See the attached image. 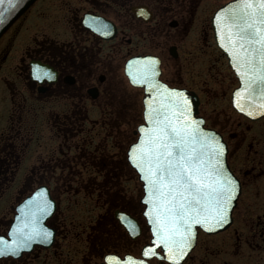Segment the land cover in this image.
<instances>
[{"label": "flooded vegetation", "instance_id": "flooded-vegetation-1", "mask_svg": "<svg viewBox=\"0 0 264 264\" xmlns=\"http://www.w3.org/2000/svg\"><path fill=\"white\" fill-rule=\"evenodd\" d=\"M227 1L36 0L0 36V237L38 188L57 203L47 220L53 244L0 254V264L143 256L150 231L127 149L143 120L145 87L131 82L126 63L133 70L144 57L155 58L144 62L168 86L198 96V112L221 133L240 185L230 224L214 233L199 229L178 264H264V116L249 118L231 102L238 79L212 24ZM131 180L134 197L125 184ZM79 192L85 207L95 202L94 214L65 228L59 206L79 204L72 201ZM126 214L133 218L127 226Z\"/></svg>", "mask_w": 264, "mask_h": 264}, {"label": "snow or ice", "instance_id": "snow-or-ice-1", "mask_svg": "<svg viewBox=\"0 0 264 264\" xmlns=\"http://www.w3.org/2000/svg\"><path fill=\"white\" fill-rule=\"evenodd\" d=\"M19 3L20 0H0V23L4 22L5 13L15 10ZM258 3L261 9L258 14L264 15V0H258ZM251 4L252 0H246L244 4H232L222 9L230 14L226 17L225 27L230 29L235 26L236 44L241 51H244V44L251 48V52L242 60L245 67H254L253 61L259 60L261 71H264V33L257 38L255 24H249L245 19L246 14H257L254 11L248 12ZM216 19L219 30L220 16L217 15ZM237 55L238 53L233 52L234 59ZM141 59L155 61L154 57ZM132 63H129L130 72ZM36 68L39 69L40 66L37 65ZM44 74L49 73L44 70ZM153 74L151 64H146L140 78L134 75L133 81L149 83L151 90L150 79L145 77L150 78ZM261 79L264 80V77ZM169 91L183 95L177 89ZM176 103L183 107L181 102ZM148 119L155 127L147 143L142 138L140 144L133 146L131 159L145 174L144 179L149 182L153 194L149 201L155 205L152 212V222L155 225L153 232L165 249L174 250L167 259L178 260L191 245L194 224L207 228L210 223L219 226L226 222L228 209L236 192V181L224 171L220 159L223 145L207 139V133L196 127L198 122L188 121L177 127L167 115V109L153 111L151 105ZM34 207L38 213L43 214L47 210V201L34 202ZM39 235V232L22 233L16 247H27V241ZM2 242L3 238L0 237V243ZM9 250L15 251L14 248ZM0 254H4L3 248H0ZM149 254V250L145 249L144 255ZM136 264L144 262L136 261Z\"/></svg>", "mask_w": 264, "mask_h": 264}, {"label": "water", "instance_id": "water-1", "mask_svg": "<svg viewBox=\"0 0 264 264\" xmlns=\"http://www.w3.org/2000/svg\"><path fill=\"white\" fill-rule=\"evenodd\" d=\"M34 1L35 0H20V3L15 10L5 13V20L3 23H0V36L21 14H23L33 4ZM244 3H246V0H231L227 2L214 15L213 26L215 30L216 40L220 48L223 49V51L228 56L229 63L239 78V85L234 89L232 93L233 105L238 111L242 112L243 114L251 118H258L264 115V80L261 79V77H264V71H261V65L259 60L253 61L254 67L252 68L245 67L242 60L245 59L247 55L251 52V48L249 47V45L244 44L243 45L244 51H241L240 46L236 44L235 26H233L230 29L225 27L226 17L229 16L230 14L222 11V9H226L229 5L244 4ZM253 11L257 14H246L245 19L248 21L249 24H255L257 38H259V35L261 33H264V15L258 14L261 12L258 0H252V4L248 12L252 13ZM217 15L220 16L219 30H218V22L216 19ZM256 47L258 48L259 45H256ZM233 52L238 53L235 59L233 57ZM136 70L141 71L139 72V76H138V78H140V74L143 73L144 70L143 71L141 69L140 70L136 69ZM128 74L130 75L131 79H133V76L136 75V73L133 74L130 71H128ZM145 79H150V82L152 84L151 90L149 88V83H135L133 81L137 85H144L146 87V95L144 97L145 124H142L139 127V131H140L139 137L137 141L132 143V145L130 146L128 154H129V160L138 171L139 178L143 181V186H144L143 199L144 202L146 203L145 215L147 217L148 224L150 225L153 234L152 247L155 249L161 248V250L163 251V257H165L166 259L170 254V252L174 253V250L172 249H165L163 245L159 242L157 234L153 232V228L155 225L152 222L153 221L152 212L155 209V205L149 203V201L152 200L153 198V194L150 191L149 182L144 179L145 174L142 173L139 170V168L136 167V165L132 162L131 159L133 146L140 144L142 138L145 141V143H147L149 135L151 134L152 129L155 127V125L149 123V119H148V112L150 105L153 111H159L162 108L167 109V115L173 120L174 124L177 127L187 123L188 121L198 122L196 124V127L202 129L205 133H207V139L214 140L219 144L223 145V151L220 156V159L223 163L224 171L230 174L231 177L236 181V192L233 197L231 206L228 209L226 222L222 223L219 226H213L210 223L207 228L204 227L203 225L194 224L193 225L194 235L192 237L190 247L186 248L183 251L182 255H180L178 260L167 259L173 263H178L186 256V254L195 245L198 227H201L202 229L208 232H216L223 230L230 224L232 219L231 216L232 210L236 205L237 198L240 192V185L236 177L233 175L232 171L230 170L228 163L226 161L227 149L221 135L217 133L215 130L205 127L203 118L197 115L198 98L192 96L185 90L171 88L167 86L158 78V71L155 72L150 78L145 77ZM170 89H177L180 92H182L183 95L173 93L169 91ZM238 92L239 95H237ZM176 102H181L183 104V107L178 106ZM238 104L240 105V107H237ZM42 200L44 199L39 196L34 198V202L35 201L39 202ZM53 209H54L53 201L47 200V210L44 211L43 214H40L36 211L34 207V203L31 202V199H26L18 207V213L16 214L15 220L12 223L11 228L9 230L10 238L8 240H5V243H7L6 244L7 246H5L6 249L5 251L13 252L10 251L9 249L17 248L16 244L20 241L21 234L24 232H33V233L39 232L40 235L36 238L28 240L27 247H19L18 250L20 252L23 250L30 249L33 246V244H42L46 246L49 245L53 240L54 233L53 230L47 226L46 218L51 214ZM136 261H143L144 264H148V262H146L145 260H138L134 258L130 260L129 257H125L122 259L121 258L115 259L114 261H111V264H136Z\"/></svg>", "mask_w": 264, "mask_h": 264}, {"label": "rangeland", "instance_id": "rangeland-1", "mask_svg": "<svg viewBox=\"0 0 264 264\" xmlns=\"http://www.w3.org/2000/svg\"><path fill=\"white\" fill-rule=\"evenodd\" d=\"M27 22L28 21H25V23H27ZM132 139L134 140V137ZM125 184H126L127 190L129 192H130V189L131 190L134 189V191L131 192V193H133V194H131L132 197H134L136 195V183H135V181L134 180H131L130 182L127 181ZM128 194L129 193H127V195ZM82 199H83L82 192H79L75 196L72 197V201H76L79 204H77V205L72 204L71 206H68V203H66V200L60 204L58 215L60 214V219H64V215L66 214L65 215L66 220H64V222L66 223L67 226L64 223H62L65 225L64 226L65 228H67L70 225L69 223H71V221H74V222L83 221V222H85V221H88L90 219L91 214H94L93 213L94 212L93 206H94L95 202H90V203H88L89 206L85 207V205L82 202ZM62 228H63V226H61V232H62ZM69 238L73 240L71 243V244H73L75 242L74 237H69ZM58 241H59V243L61 241V237L59 235H58ZM71 255H73V253H71Z\"/></svg>", "mask_w": 264, "mask_h": 264}]
</instances>
